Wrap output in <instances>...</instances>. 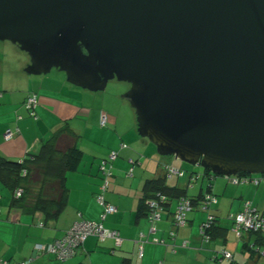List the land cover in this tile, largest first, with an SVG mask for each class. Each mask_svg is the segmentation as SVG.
I'll return each instance as SVG.
<instances>
[{"label":"water","instance_id":"1","mask_svg":"<svg viewBox=\"0 0 264 264\" xmlns=\"http://www.w3.org/2000/svg\"><path fill=\"white\" fill-rule=\"evenodd\" d=\"M0 40L122 98L160 155L226 177L264 174V0H0Z\"/></svg>","mask_w":264,"mask_h":264},{"label":"crops","instance_id":"2","mask_svg":"<svg viewBox=\"0 0 264 264\" xmlns=\"http://www.w3.org/2000/svg\"><path fill=\"white\" fill-rule=\"evenodd\" d=\"M29 62V58H24L22 62L25 72ZM20 71L22 67L17 69L16 76L20 75ZM3 77H0V155L13 160L28 157L40 151L44 141L66 126L77 137L76 145L81 150V157L76 167L67 174V205L55 219H47L42 212L25 214L12 207V192L0 181V259L23 260L27 264H122L125 259L129 260V264H184L181 259L186 256L196 262L208 259L218 264L264 263L258 255L252 257L251 252L243 250L244 242L254 244L253 238L248 241L247 233L239 235L233 231L232 225L224 224L218 208L212 207L210 212L216 216V225L226 229L225 236L204 242L200 225L207 213L201 210L199 202L194 207V210L204 214L199 223L195 224V218L189 220L188 217L187 225L176 228L171 212L178 199L172 198L168 215L164 219L162 215L157 230L152 231V224L142 213L145 185L147 180L164 175L167 164L156 159L149 142L137 130L133 110L127 109L125 103L121 104V110L108 107L105 100L96 105L87 103L89 98L97 96H92L93 92L87 89H77L65 80L64 74L51 72L48 75L28 76L23 79L29 83L26 91L18 89L17 84L12 83L11 86V82ZM32 93L39 97L36 119L28 114L25 106L27 97ZM103 113L108 117L106 126L101 124ZM9 129L14 135L7 141L4 136ZM65 141L68 143L67 139ZM65 141H61L63 147L66 146ZM113 151L118 156L106 164L111 173L107 176L101 164L109 160ZM201 177L210 180L208 175ZM105 179L108 180L105 200L114 205L117 211L102 220L104 207L97 197L102 193ZM191 183V176L184 184L178 180L167 181L169 186L184 189L188 198L200 201L208 187H205L204 181L190 186ZM234 185L222 188L221 195H218L230 200L229 215L240 212L247 202L264 214V182L259 185ZM80 219L102 222L106 229L118 230L123 239L122 246L116 248L112 238L100 240L90 236L77 254L64 262L56 260L51 254H35L37 244L50 245ZM230 228L237 238L236 242L230 240ZM174 230L176 236L173 238L171 232ZM153 238L165 243H154L151 241ZM184 240L189 241L190 251L181 246ZM172 245L178 247L176 252ZM222 247L233 252L232 263L212 259L213 250ZM237 254L241 255L242 260H237Z\"/></svg>","mask_w":264,"mask_h":264},{"label":"built area","instance_id":"3","mask_svg":"<svg viewBox=\"0 0 264 264\" xmlns=\"http://www.w3.org/2000/svg\"><path fill=\"white\" fill-rule=\"evenodd\" d=\"M39 105V97L37 94L32 93L27 97L25 106L32 118H37V108ZM108 122L107 114H102L101 124L102 126H106ZM14 132L9 129L5 133V140L12 139ZM118 156V153L113 151L110 155L109 160H104L101 164V169L105 175H111L109 172L110 169L106 168V164L109 162H113ZM165 173L167 177L172 176H183L184 172L181 169H177L175 167L165 165L164 166ZM257 176V177H256ZM200 176L196 177L191 176V182ZM214 175L210 176V180H212ZM229 180L233 184H247L251 183L254 185L260 184L264 181V174L258 175H237L228 177ZM108 187V180L105 179L104 184L102 185V193L98 195V202L104 207V213L102 214V220H104L107 215L113 214L117 211V208L107 203L105 200L104 193L106 192ZM211 185H209V190L202 196V199L199 201V207L202 211L208 212L206 219L200 225V235L204 242H210L212 240V235L209 232L215 222L216 216L210 212L212 206L218 203V199L216 195L210 189ZM22 190L18 189L16 191V196L21 195ZM170 199L166 194L158 193L156 197L149 198L146 201V205L148 208L147 217L152 224V231L157 230V223L162 219V214L164 211H167L168 206L170 205ZM195 204L191 198L181 197L177 200L176 207L172 212V222L176 228H182L188 224V214L194 210ZM229 219L233 223V231L239 235L243 233H260L264 235V215L253 208L250 202H247L244 208L236 213L230 214ZM90 236H96L100 240H105L107 238H112L115 240V247L120 248L123 243V239L120 236L118 230H109L106 229L102 222H93L88 220L80 219L76 221L72 227L66 231V233L53 241L50 245H42L37 244L35 247V254H51L58 261H67L70 258L74 257L79 249L82 247L86 239ZM175 230L171 232V237H175ZM154 243H165L164 240H159L158 238L151 239ZM182 247L186 248L189 246V241L184 240L181 244ZM253 249L257 252L259 258L264 260V245L257 246L254 244L251 245ZM176 245H172V249L174 252L177 250ZM143 256V246L140 247V257ZM213 260H228L230 262L234 261V254L232 251L227 249H222L220 251H215ZM0 264H27L26 261L23 260H8V259H0ZM157 264H163V262H158ZM264 264V263H263Z\"/></svg>","mask_w":264,"mask_h":264},{"label":"trees","instance_id":"4","mask_svg":"<svg viewBox=\"0 0 264 264\" xmlns=\"http://www.w3.org/2000/svg\"><path fill=\"white\" fill-rule=\"evenodd\" d=\"M62 140L66 143L65 147L61 145ZM76 144L77 137L65 126L44 141L37 153L21 160H13L0 155V181L12 192L11 206L25 214L42 212L47 219L58 218L67 205V174L76 167L81 157V150ZM205 171L209 177L214 175L208 170ZM167 179L165 173L155 179L147 180L142 213L147 215L146 201L156 197L158 193L166 194L170 200L186 197L184 189L169 186ZM210 185H212L211 182ZM18 189H21L22 193L16 196ZM192 200L195 205L199 202V199ZM209 232L212 239L224 238L226 229H221L215 222ZM246 235H248V241L249 238H253L254 246L264 245V235L252 232H247ZM243 250L251 252L252 257L257 255L250 242H244ZM122 264H129V260L125 259Z\"/></svg>","mask_w":264,"mask_h":264},{"label":"rangeland","instance_id":"5","mask_svg":"<svg viewBox=\"0 0 264 264\" xmlns=\"http://www.w3.org/2000/svg\"><path fill=\"white\" fill-rule=\"evenodd\" d=\"M24 58H30L28 53L21 50L17 45L13 44L10 41H1L0 40V77L6 78V80H8L10 83V85L13 84H17V88L18 89H22L23 91H26L28 89V84L26 82V80H23L25 78H27L28 76H33V75H29L27 72H25V68L22 65V62L24 60ZM22 67V71H20V75L16 76V71L18 68ZM21 70V69H20ZM54 74H64V77H66L65 73H62V71H58L56 69H54L52 71ZM50 74V73H49ZM48 75V74H47ZM17 80V81H13V80ZM67 78H65L66 80ZM12 84V85H13ZM11 85V86H12ZM76 87V86H75ZM77 89H81L80 87H76ZM130 88V84L128 82H123V81H118L117 79L111 80L108 83V86L106 87L105 90L103 91H98V92H93L92 96H97L95 98H89V101L87 103H92V104H98L100 101L102 102L103 100L106 101V104H108V107L110 108H115L117 110H121V104H126L125 106H127V109L129 108V110H133L134 114H135V118H137L136 116V112L135 110L131 107V104L122 98V95L128 91ZM84 91V90H83ZM92 92V91H91ZM21 94V93H20ZM28 112V111H27ZM29 114V113H28ZM137 125V122H136ZM138 130V127H137ZM146 139V138H145ZM149 142V146L151 147V149L153 150V153L156 157L157 160H160L162 164H167L171 163L169 166L175 167L177 169H181L184 172L183 176H172V177H168L167 181H169V183L171 181H180V183H185V181L187 180V178H189L190 176H194L196 177L197 175H199L200 177L193 180L192 183L190 184V186L194 185L196 182H198L199 184H201V181L205 182L204 185L205 187L209 190V185L210 182L212 183L210 189L211 191H213V193L216 195L217 199H218V203L217 205L215 204L213 207V209H220V213H221V218L220 220L231 227V225L233 226V224H231V220L229 219L230 215H229V211H230V200L228 198H225L224 196H218L221 195V190L222 188H226L228 186H235L228 177L224 176V175H218L215 174L214 178L212 180H209L207 177H201V176H205V172H204V168L202 166H197V165H191L188 164L186 162H183L179 159L174 158V156H163L160 155L157 151V148L154 144H152L148 139H146ZM167 162V163H166ZM179 165L181 167H179ZM257 177V176H256ZM204 178V179H203ZM206 179V180H205ZM228 181L230 183H228ZM197 183V184H198ZM228 183V184H226ZM251 183H247L244 185H249ZM240 186H242V184H240ZM239 187V186H238ZM207 192V191H206ZM205 192V193H206ZM169 211H165L162 215H163V219L164 217H166L165 215H168ZM208 214V212H205ZM237 212H233L230 213L232 214H236ZM203 212L194 210L191 211L188 215L189 220H193L195 218V224L199 223V219L203 217ZM206 218V217H205ZM230 220V221H229ZM161 221H159V225H160ZM230 232V240L232 242H236L237 238L235 236V234L232 232V229L230 228L229 230ZM244 235V234H243ZM172 248V247H171ZM186 250H189V246L186 247ZM224 249V247L219 248V249H214L213 251H220ZM240 251V250H239ZM187 252V251H185ZM186 257V256H185ZM183 256V258L181 259L182 262L184 264H218L217 262L214 261H207L208 259H206V261L204 262H196L195 260H193L192 257L190 258H185ZM242 260L241 255L237 254V260ZM236 260V259H235ZM238 260V261H239ZM228 261V260H227ZM238 261H236L238 263ZM263 261V259H262ZM230 262V261H228ZM232 263V262H231ZM236 264V263H234ZM244 264V263H243Z\"/></svg>","mask_w":264,"mask_h":264}]
</instances>
